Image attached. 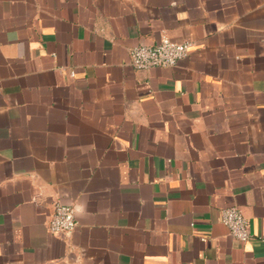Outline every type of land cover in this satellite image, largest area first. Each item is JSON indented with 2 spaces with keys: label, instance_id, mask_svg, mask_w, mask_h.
Instances as JSON below:
<instances>
[{
  "label": "crops",
  "instance_id": "0c3cea01",
  "mask_svg": "<svg viewBox=\"0 0 264 264\" xmlns=\"http://www.w3.org/2000/svg\"><path fill=\"white\" fill-rule=\"evenodd\" d=\"M0 264H264V0H0Z\"/></svg>",
  "mask_w": 264,
  "mask_h": 264
},
{
  "label": "built area",
  "instance_id": "2783aa9c",
  "mask_svg": "<svg viewBox=\"0 0 264 264\" xmlns=\"http://www.w3.org/2000/svg\"><path fill=\"white\" fill-rule=\"evenodd\" d=\"M192 43L176 42L167 35L156 45L140 44L130 49L134 68L146 70L153 67H173L188 57ZM222 222L231 235L239 241H247L250 234V221L238 206H229L222 211ZM77 226L76 208L62 202L54 204L48 223L49 231L56 235H70Z\"/></svg>",
  "mask_w": 264,
  "mask_h": 264
}]
</instances>
